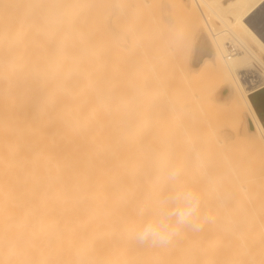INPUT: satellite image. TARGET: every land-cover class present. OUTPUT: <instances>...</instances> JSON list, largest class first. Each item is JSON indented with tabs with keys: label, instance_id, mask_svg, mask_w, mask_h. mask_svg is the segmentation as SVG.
<instances>
[{
	"label": "bare ground",
	"instance_id": "obj_1",
	"mask_svg": "<svg viewBox=\"0 0 264 264\" xmlns=\"http://www.w3.org/2000/svg\"><path fill=\"white\" fill-rule=\"evenodd\" d=\"M108 1L102 8L92 0H0V264H264V125L249 98L264 87V0H176L183 47L164 54L173 64L182 49L193 56L183 91L196 89L184 97L209 132L191 133L193 121L180 118L191 133L180 130L181 141L174 129L165 142L134 143L128 25L137 22L128 23L130 2ZM147 42L144 68L156 77L169 60L160 62ZM226 124H234L229 132L239 126L234 137L243 141L241 127L244 141L212 131ZM189 194L201 200L198 230L183 229L166 247L136 241L146 221Z\"/></svg>",
	"mask_w": 264,
	"mask_h": 264
},
{
	"label": "rangeland",
	"instance_id": "obj_2",
	"mask_svg": "<svg viewBox=\"0 0 264 264\" xmlns=\"http://www.w3.org/2000/svg\"><path fill=\"white\" fill-rule=\"evenodd\" d=\"M94 1L95 2H98V3H100V5H99V7L101 6V5H105V4H103V3H109V1L108 0H102V3H101V1L100 0H92V2L94 3ZM116 1V0H115ZM119 1H121V2H123V1H125L126 3L128 2H130L129 4H128V16H130V14L132 15V16H130V18H131V20H129L128 19V23L130 24V22L131 21H133L134 20V22L133 23H131V24H133V26H134V24H135V18H136V26L135 27H133L135 30H136V32H138V33H136V35L138 34V35H140V34H143V35H141V38L142 39H138V37H140V36H136V37H134V38H136V41H134V40H132V39H134V38H131V36L133 35V34H135V32L133 31V30H131L130 28H132L131 27V25H128V49H130V50H128V71L130 70V74H129V72H128V75H130L129 76V78H128V85L130 86H128V102H129V107H128V141H131V143H134L135 141L136 142H149V141H151V142H165V137H168V136H170V134H172V131L174 130V132H173V135L174 136H172V138L174 137V140H175V138L177 137L178 138V136H175L176 135V133L179 135V138L177 139L178 141H181V135L183 136H185L186 134H181V132L182 133H189V129H190V131H191V133H193V131L192 130H194L195 129V127H196V130H199L198 131V133L200 134V135H206V132H205V130H207L206 128H207V125H204V123L205 124H207L206 122H205V120H204V118L203 117H201L200 118V115H198V114H201V113H199L201 110H200V108L198 107V108H194V109H196V110H190V108H191V104L190 103H192V102H190L189 100L188 101H186L187 99H188V97H184V95L185 94H188L187 96H189V92H191L190 94H193V91L196 89V85L195 84H193V83H190L192 86H194V87H191L189 84H187V85H189L190 86V88H191V90H189V92H188V89H187V92L188 93H186V91H183V90H186V86H184V84L186 85V83H184V74L186 73H189V74H191L192 73V70H190V69H193L194 67H196L197 66V64H196V62L194 61V59H193V56H191V61L189 60V57H188V54H186L184 51H183V49H182V51L180 52V54L179 55H182L181 56V59H179V60H177L176 61V63H174L173 64V61H171V60H169V59H167L166 58V56H168L167 54H164L165 52L164 51H166V50H168V47H170V46H172L174 43V45L175 46H177V47H180V44H181V42H179L180 40L182 41V40H184V38L181 36V35H183L184 34V27H183V16H182V10H181V7H180V4L178 3V1L176 2V0H160V1H158V0H150V2H151V7L147 4V3H145L143 0H119ZM149 1V0H148ZM152 1H155V2H157L156 4L157 5H154V6H156V8H158V9H156L154 6H153V4H155L154 2L152 3ZM163 1V2H162ZM142 4H141V3ZM144 2V3H143ZM150 2H148L149 4H150ZM171 2H173V3H171V5H170V3ZM97 3V4H98ZM162 3H164V5H165V3H167V5H166V7H164V8H169V11L166 9H161V7H162ZM136 4V5H135ZM172 4H175V5H172ZM177 4V5H176ZM131 5V6H130ZM145 5H148V7H146ZM159 5V6H158ZM163 5V6H164ZM137 6V7H136ZM171 6H173V7H171ZM102 8H103V6H101ZM141 9H140V8ZM177 9H176V8ZM138 8V9H137ZM143 8V9H142ZM152 8V9H151ZM172 8V9H171ZM179 8V9H178ZM133 9H136V11L135 10H133ZM149 9V10H148ZM146 10V11H145ZM154 11V13H153V11ZM156 10H158V11H156ZM178 13H177V12ZM147 12H148V14H147ZM149 12H150V14H149ZM157 12V13H156ZM164 12V15L162 14V13ZM171 12V14H170V16H169V13ZM153 13V14H152ZM157 15H156V14ZM158 13H160V14H158ZM144 14V15H143ZM147 14V15H146ZM167 14H168V16H167ZM177 14V15H176ZM139 15H140V17H139ZM146 15V16H145ZM173 15V16H172ZM179 15V16H178ZM154 16H156L155 18H154ZM162 16L164 17V18H162ZM178 16V17H177ZM134 17V18H133ZM143 17V18H142ZM153 17V18H152ZM160 17V18H159ZM166 17H168V18H166ZM170 17H171V19H170ZM132 18H133V20H132ZM138 18H139V21H138ZM148 18V19H147ZM142 19V20H141ZM145 19V21H143ZM166 19H167V21H166ZM170 19V20H169ZM175 19V20H174ZM157 20V21H156ZM160 20H162L165 24H167V25H165L164 23H161V22H158V21H160ZM168 20H169V22H168ZM143 21V22H142ZM141 22V23H140ZM176 22H178V23H176ZM145 23V24H144ZM160 23V24H159ZM182 25H181V24ZM146 24H148L147 26H146ZM152 24V25H151ZM156 24V25H155ZM158 24V25H157ZM162 24H163V26L166 28V30L167 31H169L168 30V27H170L169 26V24H171V26L172 27H170V31L169 32H166L165 33V29H163L164 30V32L163 31H161L162 30V28H164L163 26H162ZM140 25V26H139ZM177 25V26H176ZM148 26H149V30H148ZM157 26H159V27H157ZM141 27H146L145 29L144 28H141ZM178 27V28H177ZM132 28V29H133ZM137 28V29H136ZM158 28H161V30H160V32H159V30H158ZM173 28V29H172ZM175 28L177 29V31H175ZM181 30H180V29ZM130 29V30H129ZM140 31H139V30ZM173 30V32H175V34L174 33H172V30ZM179 29V30H178ZM183 30V32H181ZM132 33H130V32ZM143 31V32H142ZM141 32V33H140ZM154 34H153V33ZM159 32V33H158ZM162 32V33H161ZM154 35V37L152 36V34ZM168 33V34H167ZM172 33V34H171ZM149 34V35H148ZM165 35V38L167 37V36H169L170 35V37H167V39L165 40L164 39V36L163 35ZM167 34V35H166ZM174 34V35H173ZM156 35V36H155ZM160 35H162V37L160 36ZM173 35V37L174 38H172L171 36ZM145 36V37H144ZM160 36V37H159ZM180 38H179V37ZM133 37V36H132ZM153 37V38H152ZM181 37H182V39H181ZM146 38H150V39H148V40H151L152 42H153V54H155L156 56H160V54H162L159 58L160 59H162V60H160V62H166V59H167V61L169 60V62H166V64H167V66H165L164 64H162V66H159V67H161V68H159L160 69V71H159V74L160 75H157L156 77H155V75L153 74V71H151V70H153V69H151V67H148V68H144V65H145V67H147V66H150V60H148L149 58H148V52H147V46H148V40H146ZM164 40H163V39ZM176 38V39H175ZM145 41H144V40ZM153 39H154V41H153ZM159 39V40H158ZM161 39H162V42H160L161 41ZM171 39H172V41H171ZM155 40H157V41H155ZM138 41L140 42V45H137V44H135V42H137L138 43ZM165 41H167L166 43L168 44V46H167V44L165 43ZM170 41H171V43H170ZM175 41V42H174ZM132 42L135 44V45H133L132 44ZM142 42V43H141ZM145 43V44H144ZM170 43V44H169ZM139 44V43H138ZM160 44H162V45H160ZM133 45V46H132ZM132 46V47H131ZM136 46H137V48H138V46H140L139 48L140 49H142V50H144V51H146V52H142V51H140L139 50V48L136 50ZM161 47V48H160ZM183 47V44H181V47L180 48H182ZM133 48H135V49H133ZM160 48V49H159ZM132 49V50H131ZM137 52H136V51ZM157 50V51H156ZM139 51V52H138ZM143 53V54H142ZM146 54V56H147V58H145L146 56H144ZM193 54H194V51H193ZM140 55H141V57H140ZM142 57H143V59H142ZM183 57V58H182ZM184 58H186L185 60H184ZM147 59V60H146ZM130 60V61H129ZM188 60V61H187ZM133 61H135V62H133ZM148 61H149V63H148ZM171 61V62H170ZM180 61H182V62H180ZM189 61H190V63H189ZM144 62H147L146 64L144 63ZM160 62L158 63L159 65H161L160 64ZM144 63V64H143ZM173 65H172V64ZM185 63V64H184ZM189 63V64H188ZM131 64H132V66H131ZM169 64V65H168ZM188 64V65H187ZM142 65H143V67H142ZM176 65H179V66H176ZM169 66V67H168ZM185 66V67H184ZM187 66H189V67H187ZM180 69H178V68ZM173 68H175V69H173ZM144 69H148V70H144ZM172 71H171V70ZM186 69V70H185ZM132 70V71H131ZM165 71V72H161V71ZM170 70V71H169ZM182 70V71H181ZM148 71H149V73H148ZM166 71H167V73H166ZM183 71H184V74H183ZM152 72V73H151ZM181 72H182V74H181ZM137 73V74H136ZM151 73V74H150ZM162 73V74H161ZM166 73V74H165ZM176 73H178V74H176ZM144 76H143V75ZM133 75V76H132ZM134 75H136V76H134ZM137 75H138V77H137ZM151 77H150V76ZM153 75H154V77H153ZM169 76V78H170V76H171V79H169L168 77L166 78V76ZM172 75H174V77L175 78H172ZM181 75V76H180ZM188 75V74H187ZM133 78H132V77ZM190 76V75H189ZM148 77H150L149 78V80L147 79ZM158 77V78H157ZM182 77L183 78V80H182V78H181V81H179V83L178 82H176L177 81V78H178V80L180 79V78ZM132 78V79H131ZM135 78V79H134ZM160 79H162L161 80V83H159L158 84V82H159V80ZM163 79H165V80H163ZM156 80V81H155ZM168 80V81H167ZM170 80H172L173 82H172V84H171V81ZM174 80H175V82H174ZM132 83H131V82ZM134 82V83H133ZM140 82V83H139ZM153 82H155V84L153 83ZM183 84H182V83ZM147 83V84H146ZM166 83V84H165ZM135 84H136V88H135ZM160 84H161V86H160ZM169 84H170V86H169ZM157 85V86H156ZM168 85V86H167ZM133 86V87H132ZM152 87V88H151ZM164 87H166V90H165V88ZM169 87V88H168ZM171 87V88H170ZM173 87V88H172ZM178 87V88H177ZM185 87V88H184ZM130 88V89H129ZM145 88V89H144ZM158 88V89H157ZM180 88H181V90H180ZM184 88V89H183ZM187 88H189V87H187ZM189 88V89H190ZM194 88V89H193ZM134 89V90H133ZM148 89H151V90H148ZM155 89H156V91H155ZM164 90V92H165V94H164V92L162 91V90ZM167 89L169 90V93H168V91H167ZM173 90V92H172V90ZM176 89H177V91H176ZM193 89V90H192ZM138 91V92H137ZM141 91V92H140ZM146 91V92H145ZM149 91V92H148ZM167 91V92H166ZM171 91V92H170ZM134 92V93H133ZM137 92V93H136ZM162 92V94L163 95H165V97L161 94L160 95V93ZM181 92H183V93H181ZM133 93V94H132ZM148 93V94H147ZM157 93V94H156ZM174 93H177V95L179 96H177V95H174ZM138 94V95H137ZM145 94V95H144ZM156 94V95H155ZM140 95V96H139ZM143 95V96H142ZM158 95L159 96H161L160 98L158 97ZM171 95V97L169 98V96ZM174 95V96H173ZM149 98H148V97ZM173 96V97H172ZM141 97H142V100H141ZM144 97V98H143ZM146 97V98H145ZM153 97H158V101L161 103L160 105H159V102H158V104L157 103H152L151 101V98H153ZM166 97L167 98H169V99H167L166 100ZM192 96H190L189 98H191ZM136 98V99H135ZM178 98V99H177ZM181 98V99H180ZM250 98H251V100H252V103H253V105H254V107L255 108H257V112H258V114H259V116H260V118H261V120H262V122H263V124H264V88L263 89H261V90H259V91H256L255 93H253V94H251L250 95ZM132 99H135V100H132ZM162 99H163V101H162ZM131 100H132V102H131ZM148 100V101H147ZM151 100V101H150ZM180 100V101H179ZM182 100V101H181ZM137 101V102H136ZM165 101V102H164ZM173 101V103H171V102ZM151 102V103H150ZM180 102H182V103H180ZM188 103L189 102V104H187V106H188V109H187V106H183L185 103ZM131 103V104H130ZM163 103H164V105H163ZM176 103H178V105L176 104ZM141 104V105H140ZM144 104V105H143ZM182 104V105H181ZM193 104V103H192ZM173 106V109H175V110H177L176 108H178V114H176L177 113V111H176V113L174 112V110H172V106ZM134 106V107H133ZM158 106H160L161 108H162V110L160 109V107H158ZM162 106H164V107H162ZM168 106H169V108H170V110L169 109H167L168 108ZM175 106V107H174ZM181 106H182V110H181ZM192 106H195V107H197L196 106V104L195 105H192ZM157 107H158V111H155V108L157 109ZM167 107V108H166ZM141 108V109H140ZM144 108V109H143ZM152 108H153V110H152ZM185 108L187 109V110H185ZM139 109V110H138ZM159 109H160V111H159ZM166 111H165V110ZM180 109V110H179ZM169 110V111H168ZM172 110V111H171ZM199 110V111H198ZM131 111V112H130ZM168 111V112H167ZM182 112V115H179L180 114V112ZM187 111V112H186ZM189 111V112H188ZM193 111H195L194 113H197L196 111H198V114L197 115H195L194 113H193V115H195L196 116V118H198L197 116H199V118L197 119V122L200 120V123L199 124H202V120H203V125H198V123H196V122H194V121H196L194 118H192V119H190V120H188V118H190V116L192 115V112ZM138 112V113H137ZM154 112H156V113H154ZM164 112H166V113H164ZM170 112V113H169ZM186 112V114H184ZM151 115H150V114ZM154 113V114H153ZM168 114V115H167ZM184 114V115H183ZM155 115V116H154ZM167 116V117H165V116ZM179 115V116H178ZM188 115V116H187ZM193 115H192V117H193ZM153 116H154V118H156V120H154V118H153ZM170 116V117H169ZM201 116H202V114H201ZM174 117V118H173ZM132 118H133V120H132ZM135 118V119H134ZM139 118V119H138ZM175 118H176V120H175ZM177 118H178V122H177ZM180 118L181 119H183V120H185V121H187V122H189L190 121V124H192L191 126H189V127H191V128H189L187 125H186V123H185V121L183 122V120H180ZM150 119H153V121L152 120H150ZM166 119V120H165ZM169 119V120H168ZM173 119H174V121H173ZM137 120V121H136ZM138 120H139V122H138ZM145 120H147V121H145ZM151 121H152V124H151ZM179 121H182L183 122V125L186 127V128H189L188 129V132H187V129H185V132L184 131H182V130H184V129H182V128H185L183 125H182V123H180ZM191 121H193L192 123H191ZM132 122V123H131ZM176 122H177V124L178 123H180L179 125H176ZM141 125H140V124ZM157 123H159V126H158V124ZM165 123V124H164ZM194 123H196V125H198V126H194L193 127V125H194ZM135 124V125H134ZM149 124V125H148ZM150 124H151V127H150ZM154 124V125H153ZM155 124H157V126H155ZM160 124H162V128H161V126H160ZM190 124H188V125H190ZM228 124H232V123H228ZM228 124H226L225 126H224V129L222 128H218V129H214V130H212V131H216L217 132V130L218 131H220V132H222L221 134H224V136H225V138H226V133L227 134H231L229 137H231V138H229L228 136H227V141L228 140H231L230 142H234V144H240L241 142H243L244 141V138H243V135H244V133H243V130H242V128L240 127L239 128V131L240 132H238V133H241L240 135H238V136H242V139H243V141H241L239 138H237V140H236V137H234V136H236V134H234V133H236V131H238L237 129H238V127H236L237 129H236V131L235 132H233V130L231 129V131L229 132V129L230 128H228L229 126H228ZM165 125V126H164ZM175 125L177 126V129L179 130V131H177L176 130V127H175ZM181 125H182V128H180L181 127ZM234 125V124H233ZM233 125L232 126H230V127H232L233 129H235V127H233ZM134 126H135V128H134ZM144 126V127H143ZM179 126V127H178ZM204 126V132L205 133H201L203 130V127ZM236 126V125H235ZM133 127V128H132ZM140 127V128H139ZM146 127V128H145ZM228 129H227V128ZM143 129V131H142V129ZM149 128V129H148ZM169 128V129H168ZM198 128V129H197ZM201 128V129H200ZM153 129V130H152ZM192 129V130H191ZM220 129V130H219ZM148 130V131H147ZM151 130V131H150ZM164 130V131H163ZM169 130V131H168ZM180 130H181V132H180ZM194 131V132H196V134L198 135V133H197V131ZM201 130V131H200ZM225 130V131H224ZM241 130H242V132H241ZM158 133H157V132ZM171 131V132H170ZM208 131V130H207ZM141 132V133H140ZM147 132V133H146ZM150 132V133H149ZM155 132V133H154ZM166 132V133H165ZM179 132V133H178ZM209 132V131H208ZM214 132H213V134H214ZM132 135H131V134ZM154 133V134H153ZM160 133V134H159ZM161 133H163V134H161ZM175 133V134H174ZM191 133H189V134H191ZM138 134V135H137ZM143 134H144V136H143ZM150 136H149V135ZM156 134V135H155ZM169 134V135H168ZM196 134H192V135H196ZM212 133H210V135H211ZM217 134V133H216ZM215 134V135H216ZM221 137H223V135H221L220 133H218ZM232 134H233V136H232ZM147 135V136H146ZM155 135V136H154ZM158 135V136H157ZM135 136V137H134ZM138 136H140L139 138H138ZM212 137H213V135H211ZM216 136H218V135H216ZM237 136V137H238ZM132 137V138H131ZM142 137V138H141ZM150 137H152V139H150ZM160 137V138H159ZM219 137V136H218ZM245 137V136H244ZM138 139V141L136 140V139ZM146 138H148V139H146ZM153 138H155V140L153 139ZM158 138V139H157ZM162 138V139H161ZM233 138H234V140H233ZM144 139V140H143ZM146 139V140H145ZM213 139V138H212ZM238 139L240 140V141H238ZM158 140V141H157ZM162 140V141H161ZM177 140H175V141H177ZM173 141V140H172ZM229 142V141H228ZM130 143V142H129Z\"/></svg>",
	"mask_w": 264,
	"mask_h": 264
},
{
	"label": "clouds",
	"instance_id": "obj_3",
	"mask_svg": "<svg viewBox=\"0 0 264 264\" xmlns=\"http://www.w3.org/2000/svg\"><path fill=\"white\" fill-rule=\"evenodd\" d=\"M201 200L187 195L174 204L163 218L149 219L135 234L140 245L166 247L183 229L198 230L202 226Z\"/></svg>",
	"mask_w": 264,
	"mask_h": 264
},
{
	"label": "built area",
	"instance_id": "obj_4",
	"mask_svg": "<svg viewBox=\"0 0 264 264\" xmlns=\"http://www.w3.org/2000/svg\"><path fill=\"white\" fill-rule=\"evenodd\" d=\"M238 49H237V46L234 44V43H232V42H228V52L230 53V54H233L234 52H236ZM229 54V55H230Z\"/></svg>",
	"mask_w": 264,
	"mask_h": 264
},
{
	"label": "crops",
	"instance_id": "obj_5",
	"mask_svg": "<svg viewBox=\"0 0 264 264\" xmlns=\"http://www.w3.org/2000/svg\"><path fill=\"white\" fill-rule=\"evenodd\" d=\"M264 87H262V88H260L259 90H261V89H263ZM259 90H257V91H259ZM256 91H254L253 93H255ZM253 93H251V94H253ZM250 94V95H251ZM257 112V111H256ZM257 114H258V112H257ZM258 116H259V114H258ZM261 119V118H260ZM262 121V120H261ZM263 123V122H262ZM264 125V124H263Z\"/></svg>",
	"mask_w": 264,
	"mask_h": 264
},
{
	"label": "trees",
	"instance_id": "obj_6",
	"mask_svg": "<svg viewBox=\"0 0 264 264\" xmlns=\"http://www.w3.org/2000/svg\"><path fill=\"white\" fill-rule=\"evenodd\" d=\"M249 98H250V96H249ZM250 100H251V98H250ZM251 102H252V100H251ZM253 104V103H252ZM254 106V105H253ZM255 108V107H254ZM256 109V111H257V108H255ZM260 117V116H259Z\"/></svg>",
	"mask_w": 264,
	"mask_h": 264
},
{
	"label": "water",
	"instance_id": "obj_7",
	"mask_svg": "<svg viewBox=\"0 0 264 264\" xmlns=\"http://www.w3.org/2000/svg\"><path fill=\"white\" fill-rule=\"evenodd\" d=\"M258 33H260V32H258ZM262 37V36H261ZM263 38V37H262ZM264 39V38H263Z\"/></svg>",
	"mask_w": 264,
	"mask_h": 264
}]
</instances>
